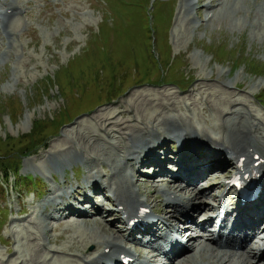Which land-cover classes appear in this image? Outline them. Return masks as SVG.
Returning a JSON list of instances; mask_svg holds the SVG:
<instances>
[{"label": "rangeland", "instance_id": "rangeland-1", "mask_svg": "<svg viewBox=\"0 0 264 264\" xmlns=\"http://www.w3.org/2000/svg\"><path fill=\"white\" fill-rule=\"evenodd\" d=\"M12 1L19 8L18 12L28 9L31 4V0H9V2ZM231 1L239 5L241 13L233 15L234 12H232L229 17H225L223 20L216 19L213 24H207L205 18L208 9L204 8L203 11L192 14L190 18L195 17V23L193 22L192 25L184 29L185 31H182L184 28L182 20L186 16L185 13H182L184 2L181 0H65L64 4L52 1L51 6L47 5V7L43 0H33L29 10L32 13L31 16L26 13L18 15L15 17L16 20H12L13 28H16L15 31L7 35L0 32V155H6L5 165L2 167H6L11 175L20 167V175L23 178H26L27 175H38L46 181L44 183L46 186L40 190L34 189V187L28 188L22 184L20 187L15 178H12L9 195L5 193V187L3 188L1 183L0 259L3 260V263L0 262V264H16V262L20 264L27 260H29L28 264L42 260L44 264H55V261H60L53 257L59 254L49 252L47 249L56 250L61 246L65 247L70 244L74 247L81 246L79 245L82 243L80 239L78 237L73 238V236L75 237L74 234H77L75 228L71 234L65 231L68 224L78 227V229L81 227L79 231L85 226L82 224V220L80 223L73 222L72 217L70 223H63L61 227L49 232L48 238L50 237L51 244L47 245L48 238L42 234L44 226L41 220L43 217L42 203L48 199L53 188L61 187L68 191L70 190L68 187L79 184L73 171L77 167H84L83 176L77 174L83 181L89 180L91 176H102L103 184H107L112 173L108 166L114 161L111 157L112 153L116 152L118 159L119 154L120 157H123L124 155L118 151L121 148L120 141L129 138L133 133L130 129L124 132L122 125L112 127L111 129L114 131H105L106 116L109 114L115 113L117 116L118 112H125L128 116L122 122L126 121L127 126L136 124L133 122L135 118L138 121H148L160 114L158 120L162 118V122H166L167 120L163 121L165 116L174 118L187 114V118L194 120L195 128L199 133L205 132L201 131L202 128L213 130V128L218 127L215 132L220 135L226 132L224 134L226 135L228 130L226 127L224 132L220 129L219 120L229 118L230 115L226 114L229 111L231 113L244 108L252 112L255 121L259 120L258 122L264 125V94L262 95L264 93V29L259 26L261 19L254 23V18L248 19L246 17L248 10V14L253 15V9H259V3L264 2V0H258L255 2L256 4L251 0L252 2H249L252 5L251 9L245 4L246 1L250 0H242L241 2L237 0L238 3L236 0ZM215 3L213 5H217ZM149 4H152L151 8ZM173 6L174 16L172 17ZM203 6L197 7L202 8ZM147 9L154 31L151 33V37L147 36L149 35L147 32L150 30ZM262 15H264V11L261 17ZM252 20H254L253 24ZM200 25L201 27L198 28ZM100 27L105 29L104 40L99 38L103 45L106 44L107 38H111V42L108 39L109 50L106 48L107 51H105L108 55V62L110 63L113 58L115 61L120 59L119 61L123 63L124 68L127 66L131 67L135 73L138 71L137 79L139 80L131 83V77L126 76L124 84H119L113 100L106 98L107 87L102 83L103 77H113V72L103 69L105 74L103 75L102 71L101 78L98 77V81H96L94 74L102 69L99 68L100 66L94 67L89 61L93 56L100 59L103 55L102 49L95 44L96 40L94 41L95 37L98 38L101 35ZM9 35L11 38L8 37ZM151 42H154L155 45L151 46ZM167 46L172 57L176 59L170 65L171 70H180L177 72L180 76L179 80L181 77L186 79L180 82L170 79L168 74L164 79L159 78V76L155 79L152 77L154 71L150 72L151 76L148 78H142L140 70L143 71L147 67L151 70L154 68L158 73L160 68L154 55L159 57L160 62L164 65L168 57ZM229 49L232 51L228 52ZM220 51L225 52L222 55L224 57L218 55ZM252 60L260 67L259 75L253 73L247 64ZM179 61L185 66H182ZM74 62L75 65L72 66ZM69 73H74V75L68 78L66 75ZM188 76L194 79V83L191 82V79L189 82ZM115 77L119 83L121 77ZM201 79H205V83L199 85ZM171 81L178 82L182 86H187L189 82L191 88H186V91L179 90L173 86V83H166ZM224 82L226 84L231 83L229 89L225 87ZM237 84H239L240 89L234 88ZM201 86L202 88H200ZM118 93L120 95L116 96ZM165 94H168L170 98L164 99ZM97 95L101 99L97 100ZM145 97L147 98L145 99ZM94 100L96 101L95 105ZM114 100L116 101L109 103ZM226 100H230L227 106L224 105ZM103 104L104 106L100 107ZM85 110L90 111L85 114L87 112ZM217 110H221V112ZM129 111L133 115L128 113ZM65 114L70 115V118L77 115V118L73 122L64 121ZM163 114L165 116H162ZM175 114H179V116H175ZM120 119L121 117H116L114 122L116 123V120ZM62 120L64 124L67 122L66 125H57L56 127V122ZM40 122L45 123L46 127L48 126L47 137L41 138L44 139V142L37 141V136H33L35 126ZM111 122L113 123V121ZM158 123L152 125L154 127L156 125L158 128ZM220 124H224L223 121ZM140 125L141 123L136 129V138L141 134V129L145 127ZM53 126L55 127L53 128ZM253 137L255 138L256 135ZM259 137L263 140L264 134H259ZM30 141L31 143L36 141L42 145L38 149L39 151L34 150L35 148L31 149L26 144ZM89 143L91 144L89 145ZM14 144L20 145L14 146ZM70 144L76 145V147L79 145V149H87V151L93 147L97 149L92 151L94 155L92 154L87 159L83 158V162L80 161L75 166H69L65 170L55 171L62 178L61 184L67 179L65 186L56 185L51 176L54 167H52L51 162L49 163V160L46 162L47 157L57 148L66 150ZM128 144L130 143L128 142ZM125 146L128 147L127 144ZM189 147L190 145H188ZM30 150L36 154L26 155L25 153L30 152ZM58 157L60 156L55 158L60 161L63 160V158ZM94 158L96 159L94 160ZM218 162L221 168L219 172H227L222 178L234 175L231 165L223 162L222 158ZM119 163L125 164L126 162L123 161L122 163L121 159ZM88 164L91 169L87 166ZM3 171L0 170L2 175H4ZM143 172L153 174L154 170L147 167ZM64 176L66 177L65 180ZM222 178L216 180L221 182ZM147 180L149 181L148 186L141 188V198L155 200V203L160 206L157 201L158 194L155 193L157 189L155 188V192L153 191V187L158 186L156 182L160 179ZM146 185L147 183L144 186ZM208 185V187H216L218 193H224V188L221 190L219 186L215 185V181L209 182ZM181 187H185V184H182ZM185 188L187 190L189 187ZM195 189L200 190L201 187L197 186ZM33 190H36L34 194L36 193L38 197L28 193ZM105 193L110 194L107 190ZM100 196L95 197L94 201L97 202ZM203 197L202 195V199L199 201L191 200L188 202L189 208L198 203L201 204L204 201ZM208 204L216 203L209 200ZM102 208L101 219L105 223L103 222L101 225L104 227L106 225L109 230L119 231V229H123L124 223L121 221L116 223L119 221L118 215H108V211L112 210L113 205L106 202L103 203ZM90 214L99 220L94 216V212ZM207 214L211 217L214 215L210 211H207ZM56 223V221L50 220L48 224L50 228H53ZM93 224L97 223L91 220L88 225ZM213 226L210 224L208 229ZM93 227L95 228L96 225ZM108 229H106L107 235H111ZM185 229L189 230V227H185ZM86 233L84 231L80 235H86ZM210 234H212L211 231ZM33 235H37L39 240L41 238V242L38 243L42 244L44 249L43 247L38 249L33 243L34 241H30ZM112 235L116 236V234ZM124 236L127 238L126 232H124ZM82 239L83 241L86 240L85 238ZM95 250L96 247L93 245L87 247L88 252H95ZM17 251L18 256L15 255ZM36 255L43 259L37 260ZM19 256L21 257L20 260L18 259ZM66 258L70 259L71 257L66 256ZM162 262L169 264L167 259L159 263Z\"/></svg>", "mask_w": 264, "mask_h": 264}, {"label": "bare ground", "instance_id": "bare-ground-1", "mask_svg": "<svg viewBox=\"0 0 264 264\" xmlns=\"http://www.w3.org/2000/svg\"><path fill=\"white\" fill-rule=\"evenodd\" d=\"M241 1L242 0H240V2ZM253 1L255 3L258 0ZM181 2H184L182 6V13H185L186 16L182 20L184 23L182 31H185L184 29L188 28L189 25H192L193 22L195 23L196 18H190L192 14L194 12L199 13L203 11L204 8L208 9V14L205 18L207 24H213V22H216V19L223 20L225 17H229L232 12H234L233 15L241 13L239 11V5L233 3L231 0H181ZM214 2H216L215 4L217 5H213ZM238 2L239 1H237V3ZM249 2L252 1H246L245 4H247L248 8L251 9L252 5H250ZM206 3L208 4L206 5ZM202 5H204L202 8L197 7ZM259 5V9H253V15L248 14V10L246 17L248 19L254 18L255 21L252 20V24L253 21L256 23L261 19L259 26L264 29V15L261 17L262 12L264 11V2L259 3ZM18 10L19 8L14 5L13 1L9 2V0H0V32L3 35H7L8 33L16 30V28H13L14 26L12 25V20H16L15 17L20 13ZM187 13H189L190 16ZM254 26L256 27V24H254ZM200 27L201 25L198 28ZM8 37L11 38L10 35ZM191 82L194 83L193 78H191ZM204 83L205 79H201L199 85ZM224 84L227 89L230 88L231 83L226 84L224 82ZM202 86L200 88H202ZM186 88L191 87H189L188 84ZM234 88L239 89V84H237ZM185 89L182 91H186ZM146 98L147 97H145V99ZM165 98L169 99L170 97L168 94H165L164 99ZM226 101L224 102L225 106L228 105L230 100ZM113 102L115 101L110 103ZM176 111L177 110L175 108V112ZM218 112H221V110ZM229 112L226 114L230 115V117L220 119L218 124L220 125V129H222V131L225 127L227 128L226 130H228V133L226 135H224L226 132L221 135L219 133L217 134L215 131H217L218 127H215V129L213 128V130L203 128L201 130V128L196 126L201 131H205L199 133V131L195 128L194 120L192 118H187V114L184 116L175 114V116L179 117L169 118V116H165V113L162 116H165L163 121L167 120L166 122H162V118H160L161 121L158 120L160 114L155 118L152 117L148 121H138L137 118H135L133 119V122H136V124L134 123L131 126H127L126 121L122 122L128 116L125 112H118L117 116H115V113H111L106 116L107 124L105 125V131L113 130L111 129L112 127L120 125L124 126V132L129 129L133 131L129 138H123L124 140L120 141L121 148H119L120 150L117 149L124 156L120 157L119 154L118 159L116 152L112 153L111 157L114 161L108 166L110 167L112 173L110 174L107 184L102 183V176H91L87 181H83L82 178H77L79 184L77 186L68 187L70 190L72 189V191H67L61 187H55L49 194L48 199L42 203L43 217H41V220L44 223V226L43 229H41L43 232L42 234H44L47 238L52 229L55 230L56 228L61 227L63 223H70L69 212L76 215L73 222L75 221V223H80V220H82V224L85 225L81 231H79L81 227L78 229V227L70 224L67 225V228L65 227V231L68 232V234H71L75 228L77 234H74L75 237L73 236V238L75 239L78 237L80 242H82L79 244L81 246L76 245L77 247H74L70 246L72 245L70 244L65 247L61 246L56 250L51 248L47 249L49 252L59 254L58 256L53 257L54 259L60 261H55V264H124L123 260L127 258L132 260L129 264H156L159 258H163V256H168L171 264H264V139L262 140L259 137V134H264V125L260 124L258 119V121H255L252 112L248 109L241 108L232 111L231 113ZM128 113L133 115L131 111ZM116 117H121V119L116 120L115 123L114 120ZM111 121H113V123ZM221 121H223L224 124L221 125ZM140 123L145 127L141 129V134H139L136 138V129H138V124ZM153 123H158V128L156 125L154 127V125H152ZM254 135H256L257 139L256 137H253ZM167 139L181 140V142L184 143V145H181V148H184L187 143L194 146V148L190 149V151L185 148V150L177 153L178 163L180 166L178 172L176 174H171L169 182H166L161 186L157 183L158 186L153 187L154 192L155 188L157 189V192L155 193L158 194L157 201L160 204V206H158V204L155 203V200L151 201L141 198V188L147 187L149 181L137 178L138 171L136 166L129 167L128 163L140 162L143 166L144 164L148 165V163H152L153 166L156 165V163L160 164L161 161L167 158L169 150L160 151L158 156L156 155V150L160 147L159 145L166 142ZM128 142L130 144H128ZM90 144L91 143H89V145ZM125 144H127L128 147L125 146ZM206 144L210 146H208L209 148L212 147L211 149L224 153L226 163L232 165V168H234L237 172L236 175L243 174L253 168H255L256 171L259 170L260 176L256 181V187L259 190L258 198L255 201L244 205L238 203L239 212L236 214L228 212L229 210H225V217H231V224H227L226 219L222 218V216L224 215V207L226 205H234L237 203L234 199L218 195L216 193L217 188L214 186L207 188L208 186L200 184L201 189H195V187L199 186V183L205 177L210 176L207 179V184L213 181L211 176L212 174L210 175V172L216 168V165L211 163L213 151H201L200 147ZM78 147L70 144V147L66 150H59V148H57L47 157L46 162L49 160V163L51 162L52 167H54L51 172V176L56 185L65 186L67 179L64 176V180H66L63 184H61L60 180L62 178L59 174L57 175L55 171H59V169L65 170L69 166H75L80 161L83 162V158L87 159L93 154L92 151L97 149L89 147L90 151H87V149L83 150ZM103 149L105 150V148ZM224 155H221L220 157H223ZM56 156H60L63 160L60 161L56 159ZM95 159L96 158H94V160ZM121 159L122 163L123 161L126 163L120 164L119 161ZM87 166L91 169L89 164ZM159 170L165 172L164 168L160 167ZM217 174H219L220 178L223 175V173ZM178 178H182L188 182L189 188L187 190L185 187H177V185L174 184L176 182L175 180ZM146 183L147 185L144 186ZM225 183L226 182H224V184ZM229 183L230 182L228 181V184ZM104 190H108V192H110V194H107L109 196H107L105 200L113 203L115 213L119 214L120 220H124V222L129 226L128 231L131 233L132 239V245L130 246L127 243L128 241L125 239L123 232L120 230H117L118 232L115 230H109L106 225L105 227L101 225V223H105V221L101 219L103 213V203L94 204L93 202V206L90 209H87L86 203H89L90 200L92 201V195L104 194ZM213 191H215L214 194L212 193ZM202 195L204 196V201H202L201 204L198 203L194 205L197 209L196 217H194L189 213L190 210L187 208L188 202H191V200L199 201L202 199ZM209 200L218 204H208ZM222 200H224V203L221 207L220 202ZM166 201L170 202L167 207V209H169L168 212L164 209V206H162ZM194 207L192 209H194ZM232 207L233 206H231V208ZM180 209H183L184 213H179V215L191 223L190 232L188 234L190 240L189 244L185 249H182V244H179L175 240L176 236L178 237L183 233L182 228L179 227L177 228L176 235L173 238L175 242L174 251H163V246L160 242L162 237L160 232H169L174 230L170 221L174 218L176 221H180L175 216ZM93 210L96 211L97 218H99V220L89 216L90 213L94 212ZM144 210H150V214L145 215ZM207 211L213 212L214 214L218 213V216L214 215L211 217L207 214ZM55 217H58L56 221L57 223L53 228H50L48 223L50 220L55 221ZM122 217H124V219ZM91 220L92 222L97 223L93 224L96 225L95 228L93 225H88ZM133 221H136L134 225L131 224ZM212 223H215V228L218 227V223L220 224L221 229L219 236L215 235V232L210 234L208 226ZM105 228L111 232V235H107L108 233ZM84 231L87 232L86 235H80L82 232L84 233ZM137 232L146 235L144 240L148 243L149 248L140 244L138 241L139 239H137L136 236ZM112 234H116V236ZM222 235L224 238L226 237L227 241H234L237 239L238 242L239 239L243 238L245 239L243 242L250 241V243L246 248H244L245 250L237 252L236 245L233 243H228L229 246L224 245V241L220 239ZM113 236L116 238H113ZM49 238L47 245L51 244ZM82 238H85L86 240L83 241ZM59 239L61 238L59 237ZM255 239H258V241L255 242ZM38 240L37 235H33L32 240L30 241H34L33 243L38 249H42V247L44 249V246L38 243L41 242V238L39 241ZM30 241H28L29 244ZM91 245L96 247L95 252L87 251V247H90ZM18 251L15 254L17 256L19 254ZM32 253L35 254V252ZM160 255L162 257H160ZM66 256H70L71 258L67 259ZM20 258L21 257L19 256L18 259L20 260ZM40 259L43 258H39L37 256V260ZM0 262L3 263V260L0 259ZM28 263L29 260L22 261L20 264ZM33 264H44V261H35Z\"/></svg>", "mask_w": 264, "mask_h": 264}, {"label": "trees", "instance_id": "trees-1", "mask_svg": "<svg viewBox=\"0 0 264 264\" xmlns=\"http://www.w3.org/2000/svg\"><path fill=\"white\" fill-rule=\"evenodd\" d=\"M228 51V50H227ZM232 51V49H229V51L228 52H231ZM221 52V53H220ZM219 52V54L218 55H220L221 57H224V56H222V55H224L225 54V52L224 51H220ZM238 56V55H237ZM239 59V58H238ZM237 59V60H238ZM89 61L92 63V65L94 66V67H98V66H100L99 68L100 69H102L101 71H97L95 74H94V80H96V81H98L97 80V78L99 77V78H101V72L103 71V69H104V71L108 68V70L109 71H111V72H113V77H110V78H108L107 76L105 77H103V79H102V83H104L105 85H106V87H107V93H106V98H109V99H114L115 98V94H116V92L118 91V86H119V84L121 85V84H124V80H125V77L127 76V77H131V83L132 82H135V81H137V80H139V79H137V76H136V74H134V73H131L130 72V68L131 67H125L124 68V65H123V63H120L121 61H117V62H113V61H111L110 63L108 62V60H107V57H103L102 56V58H97L96 59V57L95 56H93V57H91L90 59H89ZM175 61L171 58V56H170V52H168V57H167V60H166V67H169L170 69H171V64L172 63H174ZM247 64H248V66L250 67V69L252 70V72L253 73H255L256 75H259V69H260V67L257 65V64H255L254 62H253V60L252 61H250V62H247ZM75 65V62L73 63V65L72 66H74ZM107 65H108V67H107ZM123 67V68H122ZM98 68V69H99ZM95 71V70H94ZM93 71V72H94ZM103 71V75L105 74V72ZM152 72V70L149 68V70H146V69H143V72L141 73L142 74V78H148L149 76H151L150 75V72ZM115 76H119V77H121V80L120 81H118L119 83H117V79H116V77ZM153 76V75H152ZM162 76H163V72H162ZM99 80H101V79H99ZM100 82V81H99ZM98 82V83H99ZM99 89V88H98ZM121 91H122V89H121ZM121 93V92H120ZM120 93H118L116 96H119L120 95ZM98 99H101V97L99 96V95H97V100ZM95 103H96V101L94 100V105H95ZM85 111H87L86 113H88V111H90V110H85ZM85 111H83V112H85ZM77 118V115H75V116H73L72 118H70V115H68V114H65V118H63V120L64 121H70V122H73L75 119ZM61 121V122H56V127H57V125L58 126H60V125H66V123L64 124V121ZM55 126H53V128L55 127ZM48 127V126H47ZM47 127H46V124L45 123H43V122H40V123H38L36 126H35V130L33 131L35 134L33 135V136H37V141H39V142H44V139H41V138H45V137H47V133H46V130H47ZM46 128V129H45ZM43 129H45L44 131H43ZM43 131V132H42ZM31 141H33V140H31ZM31 141L30 142H28V143H26L27 145H29L30 146V148L31 149H33V148H35L34 150H38V149H40L41 147H42V145H39V143H36V141H34V143H31ZM27 142V141H26ZM23 143H25V142H23ZM20 144H22L21 142H20ZM20 144H14V146H18V145H20ZM9 145V144H8ZM37 145H39V146H37ZM28 149V148H27ZM30 152H32V150H30ZM5 160H6V155L4 154H1L0 155V168L1 169H3V170H5V173L7 174L8 172L6 171V167H2L3 165H5L4 163H5ZM6 176H8V174L6 175Z\"/></svg>", "mask_w": 264, "mask_h": 264}]
</instances>
